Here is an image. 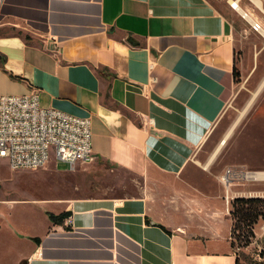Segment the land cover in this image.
I'll return each mask as SVG.
<instances>
[{"label":"crops","instance_id":"1","mask_svg":"<svg viewBox=\"0 0 264 264\" xmlns=\"http://www.w3.org/2000/svg\"><path fill=\"white\" fill-rule=\"evenodd\" d=\"M236 12L213 0H4L0 95L37 89L42 107L90 118L95 161L143 193L17 196L2 160L0 264H236L226 197L252 190L195 162L233 94ZM255 234L262 248L264 223Z\"/></svg>","mask_w":264,"mask_h":264},{"label":"rangeland","instance_id":"2","mask_svg":"<svg viewBox=\"0 0 264 264\" xmlns=\"http://www.w3.org/2000/svg\"><path fill=\"white\" fill-rule=\"evenodd\" d=\"M213 1L237 10L232 8V2L237 0ZM240 6L262 19V14L250 0H240ZM238 12L240 53L236 61L237 78L233 94L195 159L197 167L207 166L206 171L211 174L224 173L228 169L236 172L264 171V39L250 30L242 13ZM2 169L6 176L4 186L15 190L17 196L59 199L68 203L77 198L123 199L140 197L143 193L141 179L99 161L78 163L75 168L66 169L61 161L52 157L50 163L37 170L11 171L3 160ZM240 188L253 191L263 190L264 186L247 182ZM217 204L222 212L221 202ZM222 219L225 229L232 221L231 216ZM263 223L260 222L255 230L260 231ZM259 244L262 248L255 239L247 248H240L235 242L232 250L238 256L239 264H264V255L260 256L264 254V238Z\"/></svg>","mask_w":264,"mask_h":264},{"label":"built area","instance_id":"3","mask_svg":"<svg viewBox=\"0 0 264 264\" xmlns=\"http://www.w3.org/2000/svg\"><path fill=\"white\" fill-rule=\"evenodd\" d=\"M250 1L260 11L262 19L245 10L241 16L250 30L264 39V1ZM3 2L0 0V8ZM91 140L90 118L42 107L37 89L25 95H0V162L6 161L11 171L37 170L46 166L52 157L70 169L78 163L93 162L96 156ZM256 174L228 169L221 182L230 189L235 181L260 180L262 176ZM247 195L264 198V192L248 191ZM232 200L226 197L227 204Z\"/></svg>","mask_w":264,"mask_h":264},{"label":"trees","instance_id":"4","mask_svg":"<svg viewBox=\"0 0 264 264\" xmlns=\"http://www.w3.org/2000/svg\"><path fill=\"white\" fill-rule=\"evenodd\" d=\"M29 39V37H26ZM234 77L237 78L236 66L234 68ZM68 216L67 212L58 216L49 214L53 222L58 223ZM230 216L232 220L231 226V247L234 248L235 242L240 248H247L256 239L255 227L264 222V198L260 197H238L231 201ZM264 254L261 253L260 256ZM236 264H239L238 256H236Z\"/></svg>","mask_w":264,"mask_h":264},{"label":"bare ground","instance_id":"5","mask_svg":"<svg viewBox=\"0 0 264 264\" xmlns=\"http://www.w3.org/2000/svg\"><path fill=\"white\" fill-rule=\"evenodd\" d=\"M235 9L239 10L242 13V9L240 8V5L237 2H232ZM251 176V175H250ZM255 176H260V174H256Z\"/></svg>","mask_w":264,"mask_h":264}]
</instances>
